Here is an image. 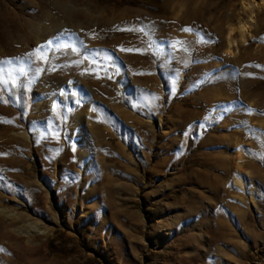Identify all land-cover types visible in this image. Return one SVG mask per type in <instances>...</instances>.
Wrapping results in <instances>:
<instances>
[{
    "label": "rangeland",
    "instance_id": "obj_1",
    "mask_svg": "<svg viewBox=\"0 0 264 264\" xmlns=\"http://www.w3.org/2000/svg\"><path fill=\"white\" fill-rule=\"evenodd\" d=\"M239 7L0 0L17 81L0 87V264H264V8L225 54ZM74 35L85 54L53 51Z\"/></svg>",
    "mask_w": 264,
    "mask_h": 264
},
{
    "label": "bare ground",
    "instance_id": "obj_2",
    "mask_svg": "<svg viewBox=\"0 0 264 264\" xmlns=\"http://www.w3.org/2000/svg\"><path fill=\"white\" fill-rule=\"evenodd\" d=\"M239 5L240 7L238 8V11L235 14L234 20L227 21V24L225 25V54L231 53L232 48H235L234 46H236L238 43H243L245 36L249 33L251 27L255 23V14L264 8V0H239ZM54 6L56 9H58V13L62 18H70V16L76 14L78 16H81L85 21H90L91 19H94L95 22H97V17H92L91 15L83 11L77 12L72 7L64 5L63 1L62 3H55ZM62 41L63 39L56 40L55 48L53 51H56L61 48L57 45H64V43L66 45V43H69L70 45H73L76 48H80L84 54L86 53L87 49H84L85 47H83L82 44L83 40L81 41L79 37L74 35L71 36V39L69 41ZM18 65L20 64L18 63ZM226 69H228V67H226ZM70 89H74V86H71ZM243 146L244 145L242 143L236 141V155L234 157L233 163V176L227 181V184L230 187L239 189H242L248 183V181H250L248 177V171L245 170L241 165V151Z\"/></svg>",
    "mask_w": 264,
    "mask_h": 264
},
{
    "label": "snow or ice",
    "instance_id": "obj_3",
    "mask_svg": "<svg viewBox=\"0 0 264 264\" xmlns=\"http://www.w3.org/2000/svg\"><path fill=\"white\" fill-rule=\"evenodd\" d=\"M141 31L143 29H140ZM184 31H191L192 29L190 27H185L183 29ZM54 44V41L52 40H49L46 44L44 45H40L38 46L37 48H35L33 50L32 53H27L26 56H27V59L29 61H32L33 58H35V60L37 61H46L47 60V57L46 55L44 54L43 52V49L47 48V47H51L52 45ZM58 47H64L66 45H57ZM0 63H11L10 60L8 61H3V62H0ZM41 69H37V71H40ZM21 72V74H23V69H20L19 70ZM246 75H252L251 73H247ZM11 85L12 87H15L16 84H17V81L15 78L12 77V74H8V78H5L4 76V72H3V69L0 68V87H3V86H8V85Z\"/></svg>",
    "mask_w": 264,
    "mask_h": 264
}]
</instances>
